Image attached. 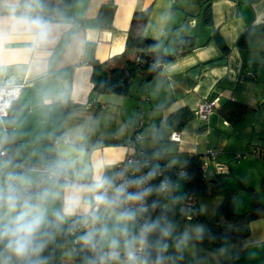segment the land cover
<instances>
[{"label": "crops", "instance_id": "obj_1", "mask_svg": "<svg viewBox=\"0 0 264 264\" xmlns=\"http://www.w3.org/2000/svg\"><path fill=\"white\" fill-rule=\"evenodd\" d=\"M43 3L44 0H3L5 5L26 8H38ZM208 3L211 25L203 22V11ZM147 7H150V15L144 33L157 40L159 49L173 52L174 36H194V45L163 64L149 82L141 83L136 77V95L145 101L141 108L144 121L141 120L146 136L176 143L177 150L187 154L188 159L209 149H218L230 140L235 144L243 143L245 136L234 128L232 133L220 131L221 126L236 125L231 126L222 118L218 111L220 106L206 121L198 119L191 127L179 130V141L170 139L173 129L164 119L182 106L193 110L205 97L219 96L221 104L233 99L256 105L264 96V91L255 93L252 84L237 82L243 61H248L250 48L256 46L263 51L264 0H76L63 9L59 19L0 13V85L7 81L24 83L11 122L14 142L9 138L8 118L0 117V147L34 162L71 154L77 158V164L69 167L75 180L104 175L115 161L122 159L135 123L124 133L109 127V132L99 129L92 134L89 131L85 138L84 125L92 121L97 106L105 105L101 107L104 112L99 119H106L109 112L116 115L121 110L123 100L91 93L89 61L105 60L123 52L133 13ZM247 28L250 31L248 45L240 48L236 40ZM214 31L227 45L226 53L211 39ZM222 58L226 59L225 63H212ZM61 99L66 101L63 110L57 105ZM108 101L113 104L112 108H108ZM263 102L259 109L263 108ZM27 146L34 148V155L26 153ZM155 147L159 148L158 144ZM222 147L225 151L219 150L217 158L227 156L228 159L234 148ZM249 158V162L256 159ZM232 172L233 167L229 166L228 173ZM37 174L16 176L14 166L7 159L0 161V196L13 193L18 186L37 182L40 179ZM257 175L262 176V172ZM240 179L249 185L248 180ZM69 186L82 189V200L90 199L86 186L76 180L66 185L46 182L38 192L23 194L21 203L38 204L43 211L63 210ZM248 205L249 197L245 194L235 200L233 208L240 213ZM83 213L82 206L74 215ZM8 218L7 207H0V220ZM241 247L243 250L239 252L237 244L222 240L217 244L219 253L209 259L205 254L196 255L191 264H264V216L251 222L250 234ZM58 259L60 264H75L73 248L60 247ZM0 260H6L3 249Z\"/></svg>", "mask_w": 264, "mask_h": 264}, {"label": "trees", "instance_id": "obj_2", "mask_svg": "<svg viewBox=\"0 0 264 264\" xmlns=\"http://www.w3.org/2000/svg\"><path fill=\"white\" fill-rule=\"evenodd\" d=\"M76 0H44L41 7L26 8L21 5H5L0 0V13L29 15L32 17H40L41 19H59L63 15V9L75 3ZM150 15V7L137 10L133 13L125 42L123 52L113 55L105 60L91 59L90 81L91 93L94 95H117L126 96L130 94V88L136 77L140 78L141 83H147L152 80L157 70L153 68L155 65L167 64L174 60L182 50L191 48L194 45V36H174L173 52H165L158 48L156 39L146 36L144 31ZM203 22L207 25L212 24L211 10L209 3L203 11ZM250 38V31L247 28L236 40V45L240 48H246ZM211 39L226 53L227 45L214 31ZM66 107V106H65ZM101 107L95 109L94 119H96ZM255 107L242 103L233 99L225 100L219 107V113L229 125L237 124L247 113ZM65 109V108H64ZM194 117L192 110L188 106L179 107L171 111L164 119L173 130H181ZM11 124L8 125L9 138L14 142L11 132ZM147 151V150H146ZM204 154L193 155L185 166L169 167L163 161V171L168 173L170 170L183 169L185 173L182 175V187L185 194L192 193L197 198L201 195H210L220 197L215 213L204 223L205 228L200 236L193 241L203 246L210 243L217 244L222 240H230L238 245L239 252L243 250L242 241L247 238L251 231V222L264 216V200L258 197L257 189L246 187L251 193V201L248 208L244 212H235L233 205L238 194L236 188L225 186L222 176L226 173L215 174L204 173L201 168L202 157ZM217 156V155H216ZM241 156V155H239ZM50 158H56L51 156ZM237 158V156H236ZM213 171V169H212ZM69 172V170H68ZM83 177L76 180L82 181ZM243 188V186H242ZM260 190L264 194V174L260 185ZM4 197L0 196V206L4 204ZM152 199H155L154 196ZM156 210H160L158 207ZM45 214L44 231L50 233L51 240L47 244L42 256L46 260V264H60L58 259V250L60 247L68 245L73 248L74 263L82 264L83 250L78 242L72 244L73 238L78 239L84 231L81 227L80 231L71 235V229L79 227V220L82 215L66 216L61 221L58 214L62 213L60 208L43 211ZM200 214L196 218H200ZM3 246L0 245V250ZM12 264H16L13 258Z\"/></svg>", "mask_w": 264, "mask_h": 264}, {"label": "clouds", "instance_id": "obj_3", "mask_svg": "<svg viewBox=\"0 0 264 264\" xmlns=\"http://www.w3.org/2000/svg\"><path fill=\"white\" fill-rule=\"evenodd\" d=\"M157 175L149 170L134 176L124 172L97 176L85 189L91 193L87 200H82L81 188L69 186L58 218L62 221L84 207L78 222L84 231L77 239L84 252L82 264H178L193 233L200 236L204 229L198 226L177 234L175 223L166 215L153 218L160 202L152 197L166 195L172 186L171 178L153 184ZM4 204L9 218L0 220V245L6 254L0 264H11L13 258L16 264H46L42 253L51 235L44 231L41 207L21 203L14 194L4 198ZM173 246L175 250H170Z\"/></svg>", "mask_w": 264, "mask_h": 264}, {"label": "rangeland", "instance_id": "obj_4", "mask_svg": "<svg viewBox=\"0 0 264 264\" xmlns=\"http://www.w3.org/2000/svg\"><path fill=\"white\" fill-rule=\"evenodd\" d=\"M263 39H264V34H263ZM263 44H264V40H263ZM250 49L251 50L249 51V54L247 56L248 61H243L244 64L242 67L243 70L237 76V82L240 81V82L252 84V89H254L255 93L258 94L261 91H264V46H263V51H260L259 48H257L256 46L255 47L252 46ZM137 85H138V78H136L132 83L130 88V94L126 96H122L121 98L120 97L116 98L117 96H113L109 94L110 97H114L115 99H123L121 100L122 101L121 110H119L116 115L113 114L114 112H109L108 116H106V119L103 118L100 120L99 119L100 115L101 113L104 112V110H102L101 108V110H99L100 112L98 113L96 119H94L93 117L92 121H88L87 124L84 125L85 138L86 136H88L89 131L92 133V131L102 129L103 132L104 131L109 132L110 131L109 127L116 128L120 132L124 133L126 131V128L128 129L130 127H133L134 123L136 125L139 117L143 119L141 108H142V104L145 103V101L138 99L139 97L136 95L135 92ZM263 100H264V96L259 99L256 105H252L255 108L252 109L249 113H247L236 124L238 126L232 125L234 127H229V126L226 127L221 126L222 128L220 127V131L232 133L234 132V130H236L238 133L245 136L243 143L240 141L237 144H235L233 140H230L229 143L222 144V146L227 145L226 150L231 149L232 147L234 148L230 150L231 155L229 156L228 159L227 156H220L218 158L216 156V160L218 163L227 165L228 167L227 173L229 172V166L233 167V172L223 175L222 180L225 186L236 188L238 190V194L236 196L237 201L240 200L243 196H245V194H247L250 203L251 193L246 189V187L248 186L257 189L258 197L262 201L264 200V194L260 190L262 176L264 174V137H262L264 136V102L262 103L263 108L259 109V105ZM108 102H109L108 108L109 106L112 108L113 104H111L110 101ZM195 108H193V110ZM61 109L63 110V108ZM196 120H198V118L194 116L183 128L191 127L192 125H194ZM161 123L163 124V122ZM146 131L147 130L145 128V125H142V130H141L142 139L139 140L138 142V146L141 149L144 150L145 147L143 146L147 145L146 149L148 148L151 149L147 151H150V153L152 154L163 156L164 159L163 161L167 165H174L178 168L186 165V163L189 160L188 155L179 152L177 150L176 143L171 142L168 139H163L162 137H156V138L147 137L145 133ZM157 138L159 139L157 140ZM157 144L159 148L155 147V145ZM222 146L217 147L218 149H215L216 155L218 154L219 150H222L221 152L225 151V149H223ZM235 147H237L238 149H236ZM232 150H234V152H231ZM26 153L28 155L29 154L34 155L35 153L34 148L31 146H27ZM236 155H241V156L236 158ZM249 157H255L256 159L250 160L249 162L250 159ZM57 159L59 161H64L66 163V168L68 170L69 167L73 168V165L77 164V158L71 154L65 155L64 157L61 158L57 157ZM31 160L32 159H28L26 161L34 162ZM207 172L208 173L212 172L211 165L208 167ZM258 172H262V176L257 175ZM36 173L37 172L34 171H28L27 173L18 174L15 171L16 176L36 174ZM83 177L89 178L87 176H83ZM240 178H242L243 182H247L246 180H248L249 185L240 182L241 180ZM8 185H10V182ZM175 187H176L175 189L171 188L170 192L167 193L166 195H159V196L154 195V198L159 200L160 202V210H155L152 212L153 218L161 214L166 215L168 219L172 220L175 223L177 234H179L180 232H184L186 230H193L198 226H202L203 228H205L204 223L206 222V220L210 219L215 213L216 207L221 200L220 197L210 196V195L199 196L197 198V208L199 210L198 213L201 216L200 218H194L192 217L194 215V211L193 210L186 211V207L182 203V199L184 198L185 191L182 187L181 175L177 177ZM173 197H178V199L174 200ZM0 207L2 209L3 207H6V205H1ZM196 237L197 236L195 235V233H193V239L183 248L182 259H179L180 262H183L184 264H191L192 258H194V256L196 255L205 254L209 259L211 255H216V253H219V250L213 243H210L208 246H203L201 244H197L196 242H194L193 240ZM170 250H175L174 246L173 249Z\"/></svg>", "mask_w": 264, "mask_h": 264}, {"label": "built area", "instance_id": "obj_5", "mask_svg": "<svg viewBox=\"0 0 264 264\" xmlns=\"http://www.w3.org/2000/svg\"><path fill=\"white\" fill-rule=\"evenodd\" d=\"M24 83L22 82H10L7 81L0 85V117L8 118L9 111L16 101L19 98L20 92ZM59 108H65L66 101L61 99L57 103ZM220 97L214 96L211 98L205 97L199 101L197 107L192 110L193 115L202 120L206 121L208 116L219 106ZM105 105H101L103 108ZM142 120L138 119L136 126L134 127L131 137L128 139L126 148L127 152L124 157L118 161H115L108 172L104 175L115 177L118 172H124L127 176L140 175L143 172L149 170H155L158 172L156 179L152 181L153 184H158L162 180L171 178L172 186L171 188L175 189L176 179L179 175H183L185 170L177 169L170 170L168 173L163 171V156L157 154H152L150 151L141 149L138 146V142L141 139V129H142ZM170 139L172 141L180 140V131L173 130L170 134ZM239 157V155H236ZM7 159L15 168L16 173H26L28 171H35L40 174V179L31 184L18 186L15 191L11 194L16 195L21 202V196L23 194L38 192L41 186L46 182H58L61 185L70 184L73 181H76L73 176L68 172L66 168V163L64 161H59L58 159L49 158L44 162H28L23 158L16 156L13 152L8 149L0 147V161ZM212 166L213 173L221 174L228 171V167L225 164L218 163L216 160V151L214 149L208 150L204 153L202 157L201 168L204 173H208V167ZM139 168V171H137ZM95 179L84 178L82 183L86 186L91 184ZM89 193V192H88ZM9 195V194H8ZM6 195L5 198L8 196ZM91 197V193H89ZM183 205L186 207V211L193 210L194 215L192 217L196 218L199 215V210L197 208V197L192 193H186L182 199ZM81 227L77 229H71V235H74L76 232L80 231ZM77 239L73 238L72 244H76Z\"/></svg>", "mask_w": 264, "mask_h": 264}, {"label": "water", "instance_id": "obj_6", "mask_svg": "<svg viewBox=\"0 0 264 264\" xmlns=\"http://www.w3.org/2000/svg\"><path fill=\"white\" fill-rule=\"evenodd\" d=\"M262 31L264 34V26H262ZM264 40V39H263ZM226 59L222 58V59H217L215 61H213V64H220V63H225ZM163 64H159V65H155L153 66V68L157 71H159L162 68ZM14 109H15V105H13L9 111V115H8V124L10 125L12 122V118H13V113H14Z\"/></svg>", "mask_w": 264, "mask_h": 264}]
</instances>
